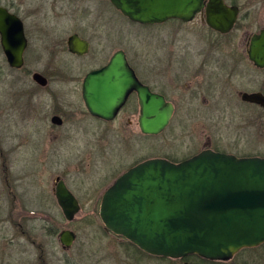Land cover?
<instances>
[{
    "label": "rangeland",
    "instance_id": "1",
    "mask_svg": "<svg viewBox=\"0 0 264 264\" xmlns=\"http://www.w3.org/2000/svg\"><path fill=\"white\" fill-rule=\"evenodd\" d=\"M28 1L39 6L43 19L46 14L50 16L44 22L48 27L42 32V40L33 48L38 57L32 54L34 58H28L17 71L20 75L0 76V264H40L39 245L45 250L47 264H69L67 259L72 264H104L102 247L107 240H101V233L107 230L98 201L137 161L165 158L179 162L205 150L264 157V113L244 105L240 98L241 92L259 88L264 75L247 61H234L246 54L248 37L264 28V0H236L242 8L240 22L225 37L213 33L200 16L190 23L171 20L163 26L145 27L127 20L108 0H74L73 7L69 0ZM74 33L91 40L90 57L75 59L53 47L57 37L67 40ZM119 49L127 51L144 80L167 84L168 98L176 106L168 128L160 135L145 137L139 128V110L124 111L112 123L80 117L81 112L75 111L72 125L54 132L58 139L52 143L57 148L56 155L50 157L52 166L43 173L36 172L42 144L35 139L38 135L33 128L22 122L29 103L22 95L28 89L22 74L71 68L77 80L58 79L51 88L80 110L73 97L80 88L78 79L95 67L96 60H92L99 51L102 64ZM158 59L166 66L154 69ZM231 64L237 65L240 73L230 80L226 66ZM8 70L12 72L0 53V72ZM160 71L167 75H158ZM211 72L216 82L213 96L192 97ZM205 98L212 100L209 106ZM71 131L73 138H65ZM7 158L13 164L12 172L8 171L9 191L5 181ZM56 177L64 180L80 200L81 210L72 222L65 219L54 198ZM10 191L18 199L10 196ZM19 222L33 234L35 243L26 236L18 237ZM50 228L56 237L49 235ZM64 230L78 236L79 243L71 251L63 250L60 244L59 235Z\"/></svg>",
    "mask_w": 264,
    "mask_h": 264
},
{
    "label": "water",
    "instance_id": "2",
    "mask_svg": "<svg viewBox=\"0 0 264 264\" xmlns=\"http://www.w3.org/2000/svg\"><path fill=\"white\" fill-rule=\"evenodd\" d=\"M108 1L122 15L143 25L170 20L190 23L204 13L207 26L221 34L233 31L240 15V8L227 5L225 0ZM0 35L10 66L22 68L26 48L22 24L1 6ZM69 45L79 55L88 49L87 42L77 36ZM247 54L264 69V29L250 37ZM33 78L46 85L41 74ZM132 91L139 98L141 133H163L175 108L138 80L123 51L116 52L101 71L90 73L83 87L89 112L109 122ZM242 98L264 108L261 93H243ZM55 192L65 219L72 222L81 210L77 198L60 177ZM99 215L107 229L155 256L196 254L210 260H230L243 249L264 244V157L205 150L179 163L149 159L120 176L105 192ZM60 240L69 248L74 233L64 230Z\"/></svg>",
    "mask_w": 264,
    "mask_h": 264
},
{
    "label": "flooded vegetation",
    "instance_id": "3",
    "mask_svg": "<svg viewBox=\"0 0 264 264\" xmlns=\"http://www.w3.org/2000/svg\"><path fill=\"white\" fill-rule=\"evenodd\" d=\"M225 2L229 6H237L240 8L239 19H238V22L235 26V28H236L240 22L242 8L239 5L232 4L231 1L225 0ZM73 3H75L74 0L68 1L69 6H71V7H73ZM53 5L55 8L56 1L53 3ZM0 6L5 8L10 14L16 16L22 24L23 34H24V37L26 40V48H25V51L23 54V59H24L23 67H24L27 59L28 58L32 59V57H33L32 54H34V57H36V56L38 57V54H36V53H38V51L34 50L33 48L36 45L35 42L37 40L41 39L42 32L46 31V30H44V28L48 27V25L45 24L44 22L48 21L47 17H49L50 15L49 16L47 14L44 15L45 19H43L42 10H40L39 6H37L35 2H31L28 0H5V4H3V5L0 4ZM120 14L122 15L121 12H120ZM122 16H124V15H122ZM199 16L203 17L205 24H206L205 14L201 13L197 17H199ZM125 18L134 24H137L140 26H145V27L146 26H163L169 22V21H167L163 24H156V25H143V24L133 22L130 19H128L127 17H125ZM176 21H178L179 23H182V24L184 23L180 20H176ZM209 29L213 33L218 34L220 37L228 36L234 31V29H233V31H231L229 34H221L219 32L212 30L211 28H209ZM254 34H257V33H253L252 35H254ZM252 35H250L248 37V40H247L246 54L241 55L239 57H235L234 61H239L238 63H244L245 61H247L248 64H250L253 67V69H255L258 73L264 75V69L257 67L249 59V56L247 54L249 39ZM74 36H77L81 40L87 42L88 49H87V52L85 54L79 55V54L71 51L69 41ZM56 42H57V44H55L53 46L54 48H59L62 53H64L65 55L67 54V56L69 55L70 57L75 58V59H83L86 57L88 58L91 56L92 51H93V44H92L91 40H88V39L84 38L83 36H81L80 34H77V33L70 35L67 38V40H64L62 38L57 37ZM118 51H123L125 53L127 62L129 64L130 68L134 71L138 80L143 85L147 86L151 90L152 93L161 95L165 98V100L167 102L172 103L174 108H175V111H176L175 104L172 101H170L168 98V95H167L168 94V86H167V84L159 83L158 81H156L154 79L153 80L155 81V83L151 79H149L148 81L144 80L143 75L139 72V70L136 67V65L134 64L133 60L129 57L127 51L123 50V49H119L116 52H118ZM116 52H114L109 58H107V60L103 61V63L101 64V51H99L96 54V56H94V58L92 60V61L96 60V63L94 65H92L95 67H92L91 65L88 66L89 69H90V67H92V68L90 70H88V72H86V74L84 75L82 80L78 79V82L80 81L79 82L80 88H79L77 93L76 92L73 93V97H74V100L77 102V104H78L77 106L79 107L80 110H75L76 106L74 105V103L72 101L70 102L69 99L66 100L65 96L61 99L60 95L58 93H56L58 90L56 91V90L51 88V84L54 82H58L59 81L58 79H60L61 81L65 80L66 82L67 81H76L78 78L77 73L73 72L71 70V68H65V70L53 68L52 70L50 69L49 72H37V71H35L32 73L29 72L26 74L25 73L22 74V75H24V78H25V79L22 78L23 80H25V81H23L24 85L25 84L28 85V89L25 90L22 95L24 98L27 97V100L29 102L26 104V107H28V108L26 109V111H23L24 114L22 116L23 117L22 122L23 123L27 122V126L33 128V130H34L33 133L38 135L37 137H35V139L40 144H42L40 147V154H39L40 157L38 158V163H37L38 168H37L36 172L43 173L44 171H47L46 167L52 166L51 159H52L53 155L54 156L56 155V152H57V148L55 146H53L52 143L58 139V136L54 132L58 128H62L65 125L71 124L72 118H73V113L75 111L81 112V114H79L80 117L83 116L85 118V116H89L90 118H92L93 120H95L99 123H101V122L102 123H112L120 117L121 113H123L124 111H132V109L139 110V116H140V103H139V98H138V94L136 91H132L128 95L127 100L125 101V104L120 108L116 118L110 122L93 116L89 112V110L86 106V103L84 100V94H83L84 81H85L86 77L92 72L101 71V69L105 68L109 64V62L112 59V56ZM0 53L2 54L4 60L7 64V67L10 70H12V72H10L9 70L7 72L2 71V72H0V76L2 78L3 77H9L10 75L14 76L15 73L20 75L21 73L20 72L17 73V71H20L23 67L20 69H16V68H13L10 66V64L8 62V58L4 52V49H3L2 44H1V35H0ZM154 63H156V65L159 64L156 67H154V69L155 68L157 69V67L163 68L164 66H166L165 62H163L159 59H158V61H156ZM233 63H236V62H233ZM231 65L226 66L227 70L229 69L227 74H228L230 80H231V78L234 77V75H238L240 73V71H238L239 68L237 65H234V66H233V64H231ZM36 73L41 74L46 79V85H41L34 80L33 76ZM152 74H155V72H152ZM209 74L210 75L207 78V81L202 84L203 85L202 87L205 90L201 87L202 89H200L199 91H195V93H193L192 97H194V94L196 96L201 95V97H202L203 94L206 95L207 93L210 97L213 96L212 95L213 94V88L215 87L216 82L213 81L214 73L211 72ZM158 75L165 77L167 75V73L160 71V73H158ZM196 75L198 76L199 74H196ZM29 79H31V81H29ZM230 86H231V84H230ZM78 87H79V85H78ZM208 90L211 92H209ZM243 93H249V94L261 93L264 95V81L260 84V87L257 88L256 90H253L251 92H241V94H240L241 101L244 105L258 109L264 113V108L261 107L260 105L244 101L242 98ZM204 101H205V103H207V101H208L207 106H209V104H211V102H212V100H208L206 98ZM175 111H174V114H175ZM174 114H173V116H174ZM32 118H36V119L32 120ZM172 119H173V117H172ZM172 119H171V121H172ZM138 120H139V118H138ZM81 126H83V124ZM69 133H71V134L65 136V138H67V139H69L70 137L73 138V135H72L73 131H71ZM144 136L148 137L151 135H144ZM8 155H9V153H8ZM44 157H45V160H43ZM50 157H51V159H50ZM237 157H240V156H237ZM245 157H257V156H245ZM147 160H149V159H146L143 161H141V160L137 161L136 163L132 164L120 176L125 174L127 171H129L131 168L135 167L136 165H138L144 161H147ZM6 161L9 163H7V167H6L7 177H6L5 181H6V185H7V190L9 191L11 187H10V181L8 179V175H10V173H8V171L12 172L13 164L10 162L9 158H7L5 160V162ZM47 161H48V164L46 163ZM169 161H171V160H169ZM179 162H181V161H179ZM179 162L174 161V163H179ZM57 178L58 177H56L54 180V188L52 189V192H53V195H54L56 202H57V198H56L55 190H56ZM118 178H116V180ZM115 181H114V183H115ZM112 185H110L106 189V191ZM67 187H68V185H67ZM68 189L73 193V191L69 187H68ZM105 192L103 193L102 197H100V199L98 201L100 208H101V203H102V199H103ZM11 195H13L12 191H10V196ZM13 197H14V199L15 198L18 199L17 195H13ZM75 197L77 198V200L80 204V207H81L80 200L78 199V197L76 195H75ZM57 204H58V202H57ZM11 223L13 224L12 221H11ZM17 230H18V237L26 236L33 243L36 242L33 234L31 232L25 231L24 224L22 222H19V224L17 225ZM106 230H107L106 232L101 233V236H102L101 240H103V241L107 240V243L105 244V246H104V242H103V247H102L103 251L105 252L104 257H103L104 264H264V249L261 248V246H263L264 244H262L261 246L256 247V248L243 249L240 252H238L237 254H235L233 256V258H231L230 260H210V259L203 258V257L196 255V254L187 255V256H184L181 258H168V257H162V256H155L151 253H148V252L140 249L137 245H135L134 243H132L131 241H129L128 239H126L122 235L116 234L107 228H106ZM73 233H74V240H73L72 245L69 248H66L63 246V244L61 243V240H60V235H59L60 244H61L63 250L71 251L75 247V245L79 243V239H78L77 234L75 232H73ZM49 235L56 237L57 233L51 232V228H50ZM38 248L40 249V252H39L40 253V261H41L40 264H47L46 260L44 258V254H45L44 248L42 247V245H39ZM108 250H112V251H108ZM67 262L69 264H72L69 259H67Z\"/></svg>",
    "mask_w": 264,
    "mask_h": 264
},
{
    "label": "trees",
    "instance_id": "4",
    "mask_svg": "<svg viewBox=\"0 0 264 264\" xmlns=\"http://www.w3.org/2000/svg\"><path fill=\"white\" fill-rule=\"evenodd\" d=\"M231 3L234 4V5H240L239 3H237L236 0H231Z\"/></svg>",
    "mask_w": 264,
    "mask_h": 264
}]
</instances>
